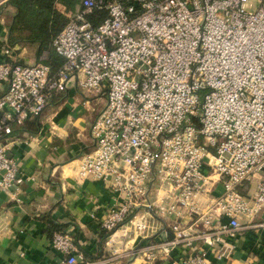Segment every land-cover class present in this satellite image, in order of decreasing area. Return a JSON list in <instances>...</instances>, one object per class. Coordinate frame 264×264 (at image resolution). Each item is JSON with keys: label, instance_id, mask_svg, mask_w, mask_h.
<instances>
[{"label": "built area", "instance_id": "obj_1", "mask_svg": "<svg viewBox=\"0 0 264 264\" xmlns=\"http://www.w3.org/2000/svg\"><path fill=\"white\" fill-rule=\"evenodd\" d=\"M14 50L0 58V191L11 200L25 180L17 131L76 87L104 97L74 167L76 182L112 195L102 229L145 237L162 220L171 237L137 249L151 264L227 260L244 231L264 229V0H80L36 62ZM49 246L60 264H97L73 231Z\"/></svg>", "mask_w": 264, "mask_h": 264}, {"label": "crops", "instance_id": "obj_2", "mask_svg": "<svg viewBox=\"0 0 264 264\" xmlns=\"http://www.w3.org/2000/svg\"><path fill=\"white\" fill-rule=\"evenodd\" d=\"M14 14L12 6L0 10V58L8 44L15 48L16 62H36L41 54L36 45L8 43ZM103 104L104 97L87 99L80 89L67 88L17 131L12 152L25 180L18 200L0 191V264H60L61 254L49 246L52 233L60 229L73 231L78 253L97 264H151L137 252L139 246L171 237L166 223L156 217V229L145 237L124 228L104 234L98 220L112 201L110 191L100 182L74 179L75 164L91 142V124ZM243 233L231 258L211 264H264V229Z\"/></svg>", "mask_w": 264, "mask_h": 264}, {"label": "trees", "instance_id": "obj_3", "mask_svg": "<svg viewBox=\"0 0 264 264\" xmlns=\"http://www.w3.org/2000/svg\"><path fill=\"white\" fill-rule=\"evenodd\" d=\"M79 3L80 0H7L4 5L12 6L15 10L8 24V43L36 45L40 53L63 28L69 14L76 10ZM61 62L62 58L50 49L49 64L52 70ZM102 231L109 234L104 229Z\"/></svg>", "mask_w": 264, "mask_h": 264}, {"label": "rangeland", "instance_id": "obj_4", "mask_svg": "<svg viewBox=\"0 0 264 264\" xmlns=\"http://www.w3.org/2000/svg\"><path fill=\"white\" fill-rule=\"evenodd\" d=\"M34 63V62H33ZM27 64H31V63H27ZM65 90V89H64ZM78 91V90H77ZM63 93V92H62ZM81 94V93H80ZM82 95V94H81ZM66 98V97H65ZM43 114V113H42Z\"/></svg>", "mask_w": 264, "mask_h": 264}]
</instances>
